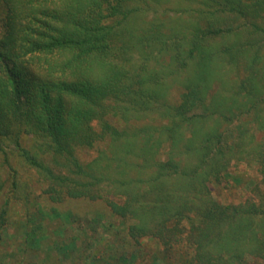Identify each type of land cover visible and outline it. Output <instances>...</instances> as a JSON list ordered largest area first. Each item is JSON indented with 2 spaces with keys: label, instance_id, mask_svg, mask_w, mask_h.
<instances>
[{
  "label": "trees",
  "instance_id": "trees-1",
  "mask_svg": "<svg viewBox=\"0 0 264 264\" xmlns=\"http://www.w3.org/2000/svg\"><path fill=\"white\" fill-rule=\"evenodd\" d=\"M240 163L264 182V0H0V242L16 225L23 251L67 264H131L143 239L264 264L258 183L238 204L210 188Z\"/></svg>",
  "mask_w": 264,
  "mask_h": 264
},
{
  "label": "rangeland",
  "instance_id": "rangeland-1",
  "mask_svg": "<svg viewBox=\"0 0 264 264\" xmlns=\"http://www.w3.org/2000/svg\"><path fill=\"white\" fill-rule=\"evenodd\" d=\"M148 17L149 18L151 17V13H149ZM22 145L23 147L26 148V150L30 151L32 155L41 158L44 162L48 160L47 155L43 156V152L39 149V147L30 137L24 138L22 140ZM88 154L91 155L94 154V152ZM88 154H86L85 157H87ZM15 166L17 167L21 178L26 179V182L29 183L33 189H37L38 184L35 182L33 171L28 167H26V165L16 164ZM255 169L256 167L253 166V164L240 163L234 165L233 172L231 173V175L229 174L230 176L226 178V180L223 183L210 184L213 198L223 205L238 204L245 198V196L247 195L251 196V192L254 194L256 193L252 187L253 183H258L259 188L262 189V191L264 192V182L261 181V177L255 172ZM33 205L34 208H36L38 205L42 206L43 208H48L50 204L47 201H45V199H41L39 202H35ZM76 206L79 208L80 211L74 210ZM79 206H84V207L80 209ZM54 208L58 211H67L73 213L77 212L84 217L92 218L94 215L92 216V213L90 212H92V210L96 208V206L92 204H88L87 206H85V203L67 202L64 203L63 205L55 204ZM15 215L16 213H13V217H16ZM107 218H109V221L116 226H117L116 223L121 221L120 219L119 220L113 219L112 217L111 218L107 217ZM42 219L40 220H42L44 223V230L42 232L40 231V234L45 235L44 233H46V235L53 236L51 232L56 231L57 227L60 226V221L58 219L55 220H50L47 218H42ZM102 219L103 217L100 218V221ZM16 227H17L16 225L12 226L8 234L5 235L4 240L0 242V264H28V263L40 264V262H42L43 259L44 261H47L48 263H52V264L70 263L68 261L64 262V259H60L61 255H57L54 250H52L54 251L53 253L52 252L48 253L43 251H39L37 253L31 251L30 252L23 251L21 238L19 237L20 230ZM100 233L101 234L103 233L102 228H100ZM72 234H74V232L70 231L65 234L58 235L56 239L58 240L67 239ZM49 240L50 239L44 241L42 243V247H47ZM117 243L120 244L122 242L117 240L116 242L108 241V242H104L102 247L100 246L98 247H100V249L101 248L108 249V248H112L113 244H117ZM76 244L79 246V248H81L79 241H77ZM83 248L87 249L86 251H89L88 250L89 245H83ZM140 251L142 252L140 254V258H138L134 263L131 264H184V261L190 255V250L185 246H178L176 247L175 250L172 249L163 250L162 247H159V245L151 239L142 240V247ZM51 253L53 254L51 258L49 259L45 258V257H49ZM74 255L75 256L73 258L78 259L79 256H82L84 254H81V252H76ZM57 259H60V261L58 262Z\"/></svg>",
  "mask_w": 264,
  "mask_h": 264
}]
</instances>
